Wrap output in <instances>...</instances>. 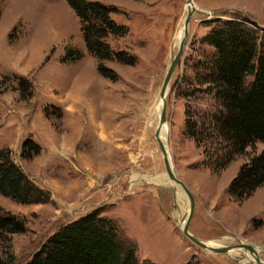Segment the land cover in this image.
I'll list each match as a JSON object with an SVG mask.
<instances>
[{
    "label": "rangeland",
    "instance_id": "obj_1",
    "mask_svg": "<svg viewBox=\"0 0 264 264\" xmlns=\"http://www.w3.org/2000/svg\"><path fill=\"white\" fill-rule=\"evenodd\" d=\"M89 1L115 6L112 17L128 28L106 39L136 58L133 65L103 61L115 80L97 71L99 60L88 51L68 0H0V147L50 194L40 203L0 195V214L14 216L21 228L0 234V255L11 253L14 264H24L60 225L98 209L115 220L120 239L134 245L142 263L257 264L255 255L238 252L245 248L214 252L187 237L179 225L183 208L166 184L171 178L155 136V108L187 1ZM193 1L197 11L172 77L166 121L174 173L195 198L189 230L220 246L251 244L264 260V184L242 201L228 192L241 165L264 145L257 142L214 170L204 147L184 131L188 117L219 113L213 94L195 78L202 72L198 62L213 52L204 37L216 19L254 21L264 30V0ZM75 50L82 58L65 60ZM28 140L40 146L39 154L23 148ZM181 198L188 214L189 198Z\"/></svg>",
    "mask_w": 264,
    "mask_h": 264
},
{
    "label": "trees",
    "instance_id": "obj_2",
    "mask_svg": "<svg viewBox=\"0 0 264 264\" xmlns=\"http://www.w3.org/2000/svg\"><path fill=\"white\" fill-rule=\"evenodd\" d=\"M81 21L88 51L99 60L97 71L108 79L117 74L103 61L117 60L133 65L136 58L124 50H114L108 35H125L126 25L112 13L117 8L99 1L68 0ZM1 14V3H0ZM216 25L204 37L213 52L199 61L202 72L196 81L213 94L219 113L188 117L185 134L204 147L207 164L214 170L226 168L237 156L257 142L264 145V31L254 21L216 19ZM83 54L75 50L65 60H77ZM249 76H253L251 81ZM31 93V92H30ZM30 144L32 146L30 147ZM39 154L40 146L31 140L24 149ZM264 184V148L241 165L228 187L229 194L242 201ZM0 195L22 203L45 202L50 195L15 163L9 148L0 147ZM260 225H264V218ZM19 222L12 215L0 214V234L18 233ZM115 220L100 215L98 209L64 223L24 264H154L139 261L135 247L120 239ZM11 253L0 255V264H14ZM186 264H199L189 261Z\"/></svg>",
    "mask_w": 264,
    "mask_h": 264
},
{
    "label": "water",
    "instance_id": "obj_3",
    "mask_svg": "<svg viewBox=\"0 0 264 264\" xmlns=\"http://www.w3.org/2000/svg\"><path fill=\"white\" fill-rule=\"evenodd\" d=\"M186 1H187L189 10H188V13L184 19V35H183V37L179 43L178 50H177L176 54L174 55V57L170 63V66L167 70V73L165 75V78H164V81H163V84H162V87L160 90V97H162L164 99V102L162 105V110L160 113L161 124L165 123L167 121V96L170 92L172 77H173L174 71L176 69V66L178 65V63L182 57V54L184 52L186 40H187L188 35H189V24H190V22L194 16V14L197 11L193 0H186ZM155 136H156L157 141L159 143V147L162 151L165 168H166V171H167L169 177L171 178V180L175 181L177 184H179L181 186L182 190L187 194L189 201H190L189 215H188V219L184 225L183 233L187 237H189L192 241H194L195 243L200 245L201 247L208 249L210 251H214V252L228 253V252H230L234 249H237V248H245V249L249 250L253 255H255V259H256L257 264H264V261L260 258V256H258L257 250L251 244L241 243V244H238L237 246L224 245V246L218 247V246H213V245L208 244L206 241L195 236L193 233L190 232L189 225H190V222L192 220L194 209H195L194 195H193L192 191L190 190V188L186 185V183L174 173L172 161L170 159V156L168 155V152L166 150L164 143L160 139L159 134L157 132H156Z\"/></svg>",
    "mask_w": 264,
    "mask_h": 264
},
{
    "label": "bare ground",
    "instance_id": "obj_4",
    "mask_svg": "<svg viewBox=\"0 0 264 264\" xmlns=\"http://www.w3.org/2000/svg\"><path fill=\"white\" fill-rule=\"evenodd\" d=\"M209 14H211V12H209ZM183 35H184V21H183V26H182L181 30L179 31V33L177 35L176 46L179 47V43H180ZM74 97H76V94H75ZM163 102H164V99L162 97H160V95H159V100H158V103H157L156 108H155V112L157 113V117L158 118H160V113H161V110H162ZM85 106L86 107L84 109H88V110L90 109L91 110V108H90L89 105H85ZM90 113L91 112H89V114ZM90 115L93 118V115L92 114H90ZM157 133L159 134V137L162 140V142L164 143V145L166 147V150L168 152V155L170 156V154H169V147H168V140H167L168 135H169V126H168L167 122L161 124V122L159 120ZM140 180H141L140 177H134V182L135 181L137 182V181H140ZM169 180L170 181L167 182L166 184H167V186H172L174 188V191L177 194V198H178V200H177L178 206H179V208H183V212L180 214L181 215V218L179 219V225L181 226V224H182L181 227L183 229L184 228V225L186 223L187 217L189 215V208H188V214H187L186 213L187 212L186 206H182L181 205V203L183 202V199L181 198V196H185V192L182 190V188H181V186L179 184H177L175 181H173L171 179H169ZM204 241H206V240H204ZM206 242L208 244H210V245H213V246H218V247L220 246V244L218 243V241H214V242L213 241H206ZM231 252H234V251H231ZM238 252H243V253L252 255V253L249 250H246V249H240V251H238ZM252 256L254 257V255H252Z\"/></svg>",
    "mask_w": 264,
    "mask_h": 264
}]
</instances>
